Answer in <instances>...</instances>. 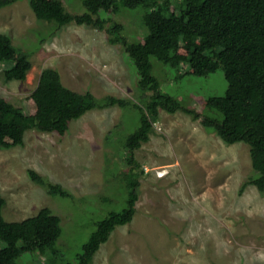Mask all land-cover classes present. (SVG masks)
Returning <instances> with one entry per match:
<instances>
[{
	"label": "rangeland",
	"instance_id": "obj_1",
	"mask_svg": "<svg viewBox=\"0 0 264 264\" xmlns=\"http://www.w3.org/2000/svg\"><path fill=\"white\" fill-rule=\"evenodd\" d=\"M61 1L72 15L86 12L82 0ZM143 14L141 6L122 5L115 13L100 12L110 20L105 27L121 24L120 36L127 43H138L145 35ZM46 22L36 19L29 0L0 9V33L30 52L32 62L24 81L10 82L2 74L8 63L0 64V96L28 114L26 97L42 70L54 68L76 92L141 103L135 67L122 43L107 41L108 27L70 23L52 32L55 24ZM151 62L163 92L212 115L204 100L224 94L221 70L177 79L176 69L154 57ZM139 125L140 112L133 104L92 109L73 120L64 136L29 130L22 147L0 149L3 218L21 221L47 207L61 221L53 251L26 253L17 263H74L96 222L126 206L128 189L122 179L132 167L140 184L136 212L130 223L114 229L92 264H264V196L254 186L241 189L257 175L247 145H227L199 120L160 110L149 140L133 152L137 165L130 166L124 143ZM29 169L72 196L48 195L28 178Z\"/></svg>",
	"mask_w": 264,
	"mask_h": 264
},
{
	"label": "trees",
	"instance_id": "obj_2",
	"mask_svg": "<svg viewBox=\"0 0 264 264\" xmlns=\"http://www.w3.org/2000/svg\"><path fill=\"white\" fill-rule=\"evenodd\" d=\"M17 1L0 0V9ZM82 4L86 12L72 15L61 0H29L37 20L55 24L52 32L70 23L104 29L110 20L102 18L100 12L115 13L120 5L141 6L146 31L140 42L127 43L121 38V24L107 26V41L122 43L135 67L141 103L114 96L97 100L89 91L79 93L66 87L58 70L45 68L37 86L26 97L28 114L0 96V149L22 147L29 130L64 136L73 120L92 109L126 108L133 104L139 109L140 125L126 137L124 146L127 164L137 165L133 152L149 140L160 110L181 111L199 120L204 129L214 132L223 143L247 145L251 167L257 175L249 177L241 189L254 186L264 196V0H82ZM151 57L176 69L177 79L185 75L206 77L221 70L226 82L224 94L204 100L212 115L201 114L163 92L152 74ZM3 63H8L2 71L6 82L24 81L32 67L31 53L17 48L8 35L0 33V64ZM26 174L48 195L72 196L62 185L33 169ZM122 181L128 189L126 206L97 221L76 261L66 264H92L114 229L132 221L139 175L130 167ZM4 206L5 199L0 196V241L4 243L0 264H18L17 259L26 253L44 255L54 250L62 229L60 218L51 209L44 207L21 221L8 222L3 218Z\"/></svg>",
	"mask_w": 264,
	"mask_h": 264
}]
</instances>
